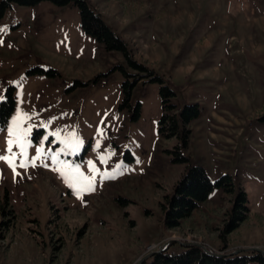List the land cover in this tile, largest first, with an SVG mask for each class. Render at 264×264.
<instances>
[{
	"label": "rangeland",
	"instance_id": "obj_1",
	"mask_svg": "<svg viewBox=\"0 0 264 264\" xmlns=\"http://www.w3.org/2000/svg\"><path fill=\"white\" fill-rule=\"evenodd\" d=\"M85 1L123 39L136 66L86 34L72 3L10 4L0 17V96L12 87L15 104L0 124V154H7V129L19 111L31 117L23 125L33 126L29 156L48 133L75 130L79 152L61 160L85 175L92 174L89 160L101 176L121 167L77 198L50 160L17 168L16 177L0 161V203L14 214L0 234V264H137L185 243L222 256L264 251V0ZM124 81L133 85L129 108H120ZM161 86L175 95L166 110ZM188 105L200 115L182 150L189 163H175L180 140L160 133V120ZM54 140L44 142L45 151L63 147ZM188 164L211 181L231 176L234 190L213 189L167 229L166 200ZM238 192L247 218L227 232Z\"/></svg>",
	"mask_w": 264,
	"mask_h": 264
},
{
	"label": "trees",
	"instance_id": "obj_2",
	"mask_svg": "<svg viewBox=\"0 0 264 264\" xmlns=\"http://www.w3.org/2000/svg\"><path fill=\"white\" fill-rule=\"evenodd\" d=\"M43 0H2L0 3V17L5 9L12 3L19 5H35ZM58 6H66L72 3L77 6L80 12L81 27L86 34L91 35L97 42L103 45L106 51L120 52L131 65H135L129 55L127 45L115 31L104 21L99 13L94 11L85 0H48ZM160 82L158 77H154L151 82ZM133 85L127 81L122 82L123 102L120 108L130 107L129 102L132 96ZM161 102L166 110V102L170 97L175 96L170 88L161 86L159 89ZM14 89L8 87L5 90L4 99L0 101V124L5 125L9 115L14 109ZM131 119H136L139 115L140 104L134 108ZM197 106H184L176 116L164 115L160 120L159 131L165 137H177L180 140L173 151V160L179 163H189L188 158L182 153L189 143L191 134L188 125L199 114ZM178 149V150H177ZM234 183L231 176L221 175L217 180L211 181L206 171L199 165L188 164L185 173L176 183L173 193L167 198L166 212L164 216V225L167 229L176 228L180 222L191 215V213L205 201L209 194L215 188L224 189L225 192L234 190ZM245 194L238 192L232 209L230 218L226 224V231L230 232L237 227V224L243 221L245 213L241 209H246L244 202ZM14 219L13 211L8 207L7 202L0 203V234L11 226ZM11 220V221H10ZM140 264H264V255L259 252L239 253L225 256H214L204 252L195 245L184 247L179 252L161 251L154 253L152 257Z\"/></svg>",
	"mask_w": 264,
	"mask_h": 264
},
{
	"label": "snow or ice",
	"instance_id": "obj_3",
	"mask_svg": "<svg viewBox=\"0 0 264 264\" xmlns=\"http://www.w3.org/2000/svg\"><path fill=\"white\" fill-rule=\"evenodd\" d=\"M3 99L4 97L0 96V100ZM30 118L31 117L27 113H21L19 111L16 113L11 121L10 127L7 129V147L3 150L7 154H0V161H3L8 165V167L12 170L14 177L20 175L17 168H35L38 166V161L50 160L52 163V171L58 173L63 182L69 188L74 190L77 198H81L82 193L94 191L95 181L98 176L101 179L114 178L116 171L120 169L121 166L117 164L112 172H105L101 176L93 161L89 160L87 163L89 171L92 174L85 175V173L80 170L78 165H73L66 160H61V155L66 152L73 155L78 154L79 152L82 141L75 130L67 132L66 129H57L55 132L48 133L43 136L42 140L36 145L35 155L29 156L28 150L33 146L30 139L33 126L28 125L27 127H24L23 125L25 121ZM48 123H51V121ZM101 123H103V121H101ZM65 132L66 134L62 135V133ZM98 134L103 135L102 128L98 129ZM50 136L55 137V140L52 141L53 143L62 144L63 147L58 151L53 149L45 151L44 142L49 141ZM14 147L18 149V151H13ZM99 148L100 141L97 140L96 149ZM98 159L102 163L108 162V157L104 155L98 156ZM43 166L49 167L48 164H44Z\"/></svg>",
	"mask_w": 264,
	"mask_h": 264
},
{
	"label": "water",
	"instance_id": "obj_4",
	"mask_svg": "<svg viewBox=\"0 0 264 264\" xmlns=\"http://www.w3.org/2000/svg\"><path fill=\"white\" fill-rule=\"evenodd\" d=\"M185 246L186 245H191V243H185L184 244ZM195 245V244H194ZM197 246H199V247H201V249L203 250V251H205L206 253H208V254H212V255H214V256H222V255H224V254H222V253H214L213 251H209L208 249H206L204 246H202V245H200V244H197ZM250 249H252V250H254V251H257V252H261L262 254H264V251L263 250H261V249H258V248H255V247H251ZM159 250H161V249H159ZM159 250L157 251V252H159ZM242 251H245V249H243ZM241 251V252H242ZM236 252H238V251H236ZM148 256L149 255H146L145 257H143L137 264H139V263H141L142 261H144L145 259H147L148 258Z\"/></svg>",
	"mask_w": 264,
	"mask_h": 264
}]
</instances>
